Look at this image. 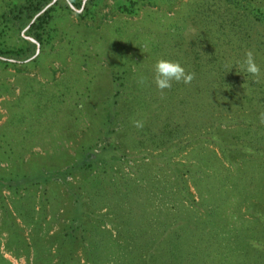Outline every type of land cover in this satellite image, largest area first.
Listing matches in <instances>:
<instances>
[{"label":"trees","instance_id":"1","mask_svg":"<svg viewBox=\"0 0 264 264\" xmlns=\"http://www.w3.org/2000/svg\"><path fill=\"white\" fill-rule=\"evenodd\" d=\"M50 1L7 0L0 9V70L40 63L58 21L70 12L93 20L107 0ZM179 1L109 2L130 16L144 8L143 26L150 19L155 27L148 45L150 29L142 28L110 43V86L96 74L82 90L67 78L0 79V140L23 143L60 122L79 145L57 170L32 159L30 172L0 175L10 193L0 188L4 247L26 264H264V4L184 0L174 7ZM190 18L196 27L186 38ZM23 28L27 37L16 38ZM76 41L67 42L72 52ZM135 48L145 53L137 58ZM248 50L261 68L258 82L239 63ZM160 58L180 61L195 79L161 93L153 83ZM72 92L81 99L62 112ZM79 115L85 123L77 130ZM0 264L16 263L0 250Z\"/></svg>","mask_w":264,"mask_h":264},{"label":"rangeland","instance_id":"2","mask_svg":"<svg viewBox=\"0 0 264 264\" xmlns=\"http://www.w3.org/2000/svg\"><path fill=\"white\" fill-rule=\"evenodd\" d=\"M6 1L7 0H0V9L5 6ZM52 1L54 0H51L48 4ZM109 2H111V0H107L105 5L101 6L93 20L80 19L74 12H70L62 21H58L57 34L54 37L53 45L50 47L51 53H47L40 63L28 64L22 72H18L14 66H9L7 71L1 69L0 79L6 77L7 80L13 81L15 78L18 79L21 75L27 73L35 75L42 81L52 84L54 79L62 78L65 80V78H67L72 81L71 85L73 88L82 90L89 76L91 74H96L95 77L98 79V84L104 87L110 86V43L116 38L123 42L129 31L133 32L142 28L147 30L150 29L143 39L144 44L148 45V42L155 38V27H153L150 19L147 23L149 27L145 28L143 26V22H145L147 18L143 11L144 8H141L138 14L130 16L111 10ZM183 2L184 0H180L178 3L174 4V7H178L181 4L184 5ZM260 2L264 4V0ZM70 6L77 12L81 9L72 3H70ZM167 7L168 5L166 3L162 4L158 11L167 10ZM155 8L156 6H153L151 10ZM113 24H119L122 32L118 33L115 31V29H113ZM195 27L196 23L194 19L190 18L187 27H185L183 31L184 36L190 38L195 31ZM24 29L25 28L21 29L19 33H15V37H27ZM72 35L76 36V40L80 43L78 44L77 41L75 44L73 42L71 43L74 45L72 46L74 52L70 50L71 46L67 45ZM135 42L136 41H133V44H135ZM63 44L66 48L62 47L60 51L57 52L58 47ZM132 51L137 58L141 53V55L145 53V50H139L138 48L132 49ZM13 72L15 74H13ZM61 87L62 86L58 85L57 88H55V86L53 88L59 91ZM18 89L19 85L16 84L14 90L15 94L18 93ZM3 97H0V124L6 118V108L1 102V98ZM78 99H81V97L78 96L77 93L72 92V95L68 98V104L66 102L62 103V112H65V109L68 107L74 106V103L78 101ZM62 117H64V113L63 115L61 113L59 118L62 120ZM65 117L68 116L66 115ZM76 120L78 130L80 126L84 125L85 120L84 117L81 116L79 118L77 117ZM59 124L60 122L34 132L31 140L28 138L23 143L19 137L16 139L17 143L12 142V144H5V141L0 140V175H10V171L12 172L18 168L30 172L32 163L30 162L29 164V161L32 159L33 162H35L34 165L41 170H57L62 168L68 158L67 155L78 152L79 145L77 141L67 138L65 129L59 127ZM62 124H65V122H62ZM0 188L3 194H10L5 185H1ZM27 232H29V229L24 227V233L27 234ZM5 238L6 233L3 231L0 232V250L4 255L16 264H26L27 259L25 255L15 257L5 249Z\"/></svg>","mask_w":264,"mask_h":264},{"label":"clouds","instance_id":"3","mask_svg":"<svg viewBox=\"0 0 264 264\" xmlns=\"http://www.w3.org/2000/svg\"><path fill=\"white\" fill-rule=\"evenodd\" d=\"M239 63L243 71L256 78V81L258 82L261 76V68L256 62L254 52L252 50L246 51L244 59ZM229 70H231V68ZM194 79L195 72L187 70L178 60L160 58L154 64L153 83L161 93L165 90H170L173 83H183L185 85H189ZM137 83L144 85L147 83V80L145 77L141 76ZM259 119L261 123H264V112L260 113ZM134 126L142 128L143 122L139 120L134 121Z\"/></svg>","mask_w":264,"mask_h":264}]
</instances>
